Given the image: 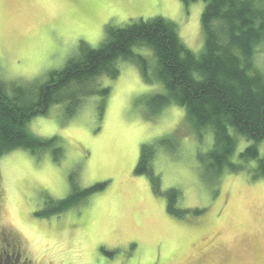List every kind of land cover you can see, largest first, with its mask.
Returning a JSON list of instances; mask_svg holds the SVG:
<instances>
[{"label": "rangeland", "instance_id": "obj_1", "mask_svg": "<svg viewBox=\"0 0 264 264\" xmlns=\"http://www.w3.org/2000/svg\"><path fill=\"white\" fill-rule=\"evenodd\" d=\"M204 9V0H0V79L39 86L82 48H99L108 26L154 17L174 22L200 56ZM135 51L148 57L146 75L121 62L116 79L92 82L106 95L87 94L78 108L56 104L31 119L30 133L58 139V160L52 149L0 157V248L10 244L20 264H264V177L258 160L240 158L252 142L232 130L230 162L241 168L214 173V132L194 128L182 106L159 111L151 100L166 90L156 60L148 48ZM144 146L160 192L149 174L136 172ZM259 148L262 158L264 142ZM96 186L73 207L37 215ZM172 189L183 216L167 208Z\"/></svg>", "mask_w": 264, "mask_h": 264}, {"label": "trees", "instance_id": "obj_2", "mask_svg": "<svg viewBox=\"0 0 264 264\" xmlns=\"http://www.w3.org/2000/svg\"><path fill=\"white\" fill-rule=\"evenodd\" d=\"M204 2L201 23L205 46L200 56L183 43L174 22L154 17L122 27L108 26L106 39L99 48H82L63 70L52 72L49 80L39 86H9L0 79V157L19 148L33 153L52 149L58 160L62 152L58 139L43 140L30 133L31 119L47 114L56 104L71 101L78 108L82 98L89 94L106 95L108 88L95 89L92 82L101 76L116 79L121 62L138 64L146 75L149 60L135 51L138 47L152 51L156 74L166 90V94L151 100L159 111L169 104L182 106L194 128H210L214 132L215 148L208 154L210 169L220 175L224 170L241 168L230 162L237 146L233 130L252 142L240 158L258 160L257 175L264 177V156L259 158V146L264 142V56L259 58V52L264 51V0ZM89 85L93 87L87 88ZM153 158L151 149L144 146L136 172L149 174L158 191ZM100 187L73 192L58 200L50 211L37 215L49 217L60 213ZM166 195L171 213L183 216L188 212L175 208V189Z\"/></svg>", "mask_w": 264, "mask_h": 264}, {"label": "flooded vegetation", "instance_id": "obj_3", "mask_svg": "<svg viewBox=\"0 0 264 264\" xmlns=\"http://www.w3.org/2000/svg\"><path fill=\"white\" fill-rule=\"evenodd\" d=\"M17 251L12 246H3L0 248V264H20L15 253ZM21 259V258H20Z\"/></svg>", "mask_w": 264, "mask_h": 264}]
</instances>
